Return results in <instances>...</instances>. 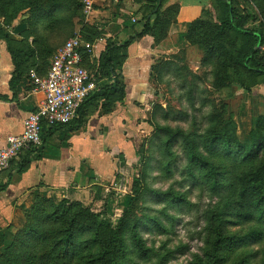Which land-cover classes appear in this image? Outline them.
I'll list each match as a JSON object with an SVG mask.
<instances>
[{
    "label": "rangeland",
    "instance_id": "374dc122",
    "mask_svg": "<svg viewBox=\"0 0 264 264\" xmlns=\"http://www.w3.org/2000/svg\"><path fill=\"white\" fill-rule=\"evenodd\" d=\"M37 1L42 7H51L54 2L56 6L51 18L42 16L40 21L37 19V25H31L30 17ZM240 3L243 5L239 7L242 13L246 8L255 9L260 28L264 30V1L259 6L253 0H241ZM7 13V19L17 15L15 30L19 31V37L13 39L14 46L24 50L25 58L32 53L31 48L37 46L39 52L30 57L41 60L40 67L49 65L51 52L75 36L80 22L86 18L75 0H13ZM48 21L55 22L47 25ZM139 27L137 23L136 28ZM240 43L235 34L227 38L231 49ZM190 46L189 51L183 49L179 55L173 56L160 75L158 70H152V84L148 88L152 96L135 103L138 109L132 157L131 160L128 158L127 194L110 207L106 203L96 211L98 220L114 227H118L125 216L132 223L139 220V231L146 247L136 255L130 254L133 260L130 258L125 264H209V259H206L210 256L209 210L220 202L221 194L212 192L209 181L202 176L214 164L221 174L211 177L227 186L259 160L258 157L247 160L240 153L229 152L221 141L208 144L206 137H215L220 132L230 133L228 121L232 118L237 125L238 139L247 141L254 120L264 115V82L258 84L244 70L229 67L228 79L234 83L219 88L217 84L223 75L220 68L203 63L204 45L196 43ZM160 60L165 62V57ZM239 80L247 89L240 86ZM192 147L197 157L211 163L210 169L194 165L192 172L187 170ZM136 184L140 198L132 199L130 193ZM224 190L223 193H227L230 188ZM53 209H50L51 213ZM154 218L161 221L162 227L155 225ZM61 220L54 226H50L54 219L49 220V226L45 220L43 226L59 231L63 225ZM19 229L4 230L6 239L4 244H0V256L15 249V235ZM226 229L237 238L221 251L223 264H264V237H252V225L228 224ZM7 242L9 245L6 246ZM74 242V254L84 253L89 248L90 251L97 249L94 232L90 229L80 228ZM126 243L132 252L129 235ZM0 263L21 264L14 256L6 257ZM210 264L214 261L211 260Z\"/></svg>",
    "mask_w": 264,
    "mask_h": 264
},
{
    "label": "crops",
    "instance_id": "0c3cea01",
    "mask_svg": "<svg viewBox=\"0 0 264 264\" xmlns=\"http://www.w3.org/2000/svg\"><path fill=\"white\" fill-rule=\"evenodd\" d=\"M94 3L89 13L80 3L86 18L75 36L92 45L84 53L83 65L101 86L111 83L115 74L102 65V59L109 45L115 47L114 70L125 85V98L112 103L102 97L89 100L79 116L83 121L79 129L72 128L75 123L45 125L42 147L24 151L9 169L0 171V186L6 185L0 190V231L21 228L31 208L43 199L80 202L96 212L106 203L110 207L124 198L129 181L128 158L131 160L134 147L135 103L152 96L148 88L153 67L164 61L161 57L170 63L183 49L189 51L186 37L192 22L203 19L218 23L219 17L216 0H160L158 14L152 13L157 0ZM145 17L150 18L154 34L136 38L125 49L117 48L143 30ZM4 22L0 16L3 34L11 40L19 37L17 19L8 25ZM57 49L51 50L50 63ZM31 50L33 55L39 52L37 46ZM50 63L40 67L41 60L31 56L20 66L23 70L16 73L8 42L0 36V148L7 145L10 136L22 133L24 120L42 102L44 95L35 90L32 75H46ZM24 157L28 162L20 170L18 163Z\"/></svg>",
    "mask_w": 264,
    "mask_h": 264
},
{
    "label": "trees",
    "instance_id": "16d2710c",
    "mask_svg": "<svg viewBox=\"0 0 264 264\" xmlns=\"http://www.w3.org/2000/svg\"><path fill=\"white\" fill-rule=\"evenodd\" d=\"M240 1L216 0L219 9L218 23L211 20L197 19L191 23L190 31L186 37L192 45L196 43L204 45L205 55H203V63L211 64L217 69L220 68L219 71L223 75L221 82L217 84L219 88L234 83L228 79L229 73L227 69L229 67L244 70L258 84L264 82V30L260 28L261 23H258L259 17L255 9L246 8L245 13H242L239 9L242 5ZM253 1L259 6L262 5L264 0ZM75 2L78 7H81L79 0H75ZM12 3L13 0H0V16L5 19L6 25L17 17L14 14L7 19V9ZM159 4L160 0H157L156 6L152 10L153 14L160 13ZM39 5V1L34 5L30 17L31 25H37L39 23L37 19L42 16H47L48 19L51 18L56 3H52L51 7ZM57 20H59L58 17ZM54 22L51 21L50 23L48 21L47 25ZM150 33L154 34L153 24H151L149 17H145L143 30L117 48L125 49L136 38ZM230 34H235L241 41L240 45L238 47L235 45L233 49L227 44V38ZM0 36L8 42L9 50L16 65L15 72L19 73L20 70H23L20 69V66H22L23 62L29 61L31 54L25 58L23 49H15L13 40L10 39L9 35L3 34V29H0ZM113 48L115 47L111 45L107 47V52L102 59V65L108 71L112 69L115 78L111 83L104 86H101L98 81L97 90L83 103L78 111V117L72 122L75 123L72 126L74 130L79 129L83 125L82 118L79 116H82L83 107L89 100L102 97L112 103L114 101L122 102L125 98V85L119 80L114 70L116 56L114 57L112 53ZM167 64L170 63L163 62L160 65L158 64L160 67H153V69L158 70L160 75V72ZM239 83L242 86L240 80ZM242 87L247 89L245 86ZM228 122L231 128L230 133L220 132L215 137H206V143L216 144V142L221 141L227 151L235 152L236 154L240 153L247 160H255L257 157L259 160L238 174L236 179L227 186L211 177V175L216 174L218 176L221 174L218 167L214 164L212 169L202 176L209 181L208 184L212 192L221 194L220 202L212 210H209L208 229L210 230V241H208V246L210 247L208 252L210 256L206 258L209 259V264L211 260L214 261V264H223L224 258L221 255V251L224 250V247L229 242H234L237 238L236 235L226 232L228 224L249 223L254 228L253 231H250L252 237L256 239L264 237V115L257 116L254 120L247 141L238 139L237 125L234 119L231 118ZM42 138L43 140L46 139L44 135ZM213 151L218 152L217 150H209L211 153ZM190 154V166L187 169L189 172H192L195 166L201 169L211 168V163L207 159L197 157L193 147ZM27 162L28 158L24 157L18 163V168L20 170L23 169ZM193 177L194 179H199L198 176ZM203 178L200 179L203 180ZM226 187H229L230 191L223 193ZM5 188L6 185L0 186V190ZM139 195L140 189L136 184L130 196L132 199H138L140 198ZM52 207L54 209L51 213L50 209ZM98 216L99 214L80 202H72L66 199L60 202L50 199L38 201L31 208L26 216L25 223L15 235V242L17 243V245H14L15 249L9 250L11 253L0 256V262H3L6 257L14 256V259L21 262V264H125V261L130 260V258L133 260L132 256L136 255L138 251L145 249V240L139 231V220L132 223L125 216L118 227H114L111 223H104L98 220ZM43 218L46 220L47 226H49L50 219L52 221L54 219L50 226L58 224L57 222L62 219V228L59 231L46 229L43 226V222H45V220H42ZM153 221L155 225L162 227L159 219L154 218ZM80 228L90 229L94 232L96 250L90 251L89 248L84 253L74 254L75 235ZM128 235L134 249L132 252L128 250L126 243ZM5 239V231L1 230L0 244H4ZM244 239L247 240V238ZM5 244L6 246L9 245L8 242ZM203 264H208V262Z\"/></svg>",
    "mask_w": 264,
    "mask_h": 264
},
{
    "label": "built area",
    "instance_id": "2783aa9c",
    "mask_svg": "<svg viewBox=\"0 0 264 264\" xmlns=\"http://www.w3.org/2000/svg\"><path fill=\"white\" fill-rule=\"evenodd\" d=\"M85 13L94 9V0H79ZM92 45L74 36L60 46L51 59L46 75H32L35 90L44 97L38 108L24 120V129L8 138L0 148V171L11 164L26 150L43 145L45 125H67L78 117V111L87 98L97 90V81L83 65L85 51Z\"/></svg>",
    "mask_w": 264,
    "mask_h": 264
}]
</instances>
